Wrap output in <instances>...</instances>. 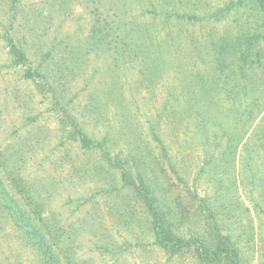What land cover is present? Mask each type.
<instances>
[{
    "label": "rangeland",
    "instance_id": "obj_1",
    "mask_svg": "<svg viewBox=\"0 0 264 264\" xmlns=\"http://www.w3.org/2000/svg\"><path fill=\"white\" fill-rule=\"evenodd\" d=\"M150 1L124 23L173 7L193 13L180 29L174 16L158 21L152 55L139 58L116 35L97 47L92 0H0V264H230L201 258L218 246L239 264H264V152L246 147L253 130L236 150L190 138L191 122L174 126L190 98L180 70L188 87L191 71L215 73L213 51H202L203 66L198 51L184 58L186 47L239 34L249 12L237 0ZM173 41L180 57L159 52ZM13 45L27 61H15ZM153 210L196 245L157 244Z\"/></svg>",
    "mask_w": 264,
    "mask_h": 264
},
{
    "label": "trees",
    "instance_id": "obj_2",
    "mask_svg": "<svg viewBox=\"0 0 264 264\" xmlns=\"http://www.w3.org/2000/svg\"><path fill=\"white\" fill-rule=\"evenodd\" d=\"M144 1L111 0L109 3L108 0H92L93 5L90 11L95 20L91 36L99 49L104 43L108 46L109 37L116 35L115 38L122 46L120 47L122 52L124 50V53H136L139 58L144 54V57L150 58L154 28L158 21H169L174 16L175 24L180 29L191 20L188 14L193 12L186 11V9L180 11L173 7L172 10H160L157 13L158 16L144 15V12L143 15L135 14L137 17L132 16L128 23H124V18L133 12L130 11L132 7L143 4ZM237 1L235 7H243L246 9L244 13L249 12L238 19L242 22L239 24L242 25L238 30L239 34L230 28L224 31L215 46L203 43L192 45V49L186 47V53H183L184 58H188L193 55V52L198 51L194 56L198 60L196 63L200 65L205 63L204 59L200 57L203 54L202 51H213L217 55H214L216 57L215 73L208 75L201 68L191 71L194 86L188 87V77L185 74L189 73V69L180 70L177 76H180V82L184 85L185 93L190 98L184 105L179 122L174 126L181 128L186 121L191 122L193 128L191 130L189 127V132L192 133L190 138L204 140L205 137L214 136V139L225 141L221 144L225 149L231 148L229 147L230 143L234 142L232 148L236 150L249 131L253 130L252 136L246 140V147L256 146V149L264 152V46L261 45V42L264 41V0ZM189 3L198 5L200 1L189 0ZM153 4L154 0L150 1L151 7ZM122 38L124 40L130 38V41L124 44ZM9 44H12L11 41ZM161 46L166 51L160 49V53L166 52L170 56L180 57L177 54H181V51L175 48L174 41L172 43L163 42ZM11 53L16 62L27 61L28 55L19 45H13ZM68 53L70 64H73L75 51L70 48ZM179 62H176V68H179ZM34 76L33 70L26 73L27 78ZM190 90L193 92L191 93ZM83 140L86 141V137H83ZM207 144L209 145V143ZM202 146H204L203 143ZM211 147L218 148L219 144L213 141ZM1 158L2 156H0L2 165ZM124 179L127 180L126 184L142 191V188L127 179L126 175H124ZM143 191L148 199L150 189L145 186ZM153 214L156 243L162 248L178 253L187 247L196 245V241L174 234L157 210H153ZM197 242L200 243V246L203 245L202 240ZM204 253L201 258L206 263L220 261L224 257L229 259L230 264H239L236 253L227 247L218 246L211 253L208 251Z\"/></svg>",
    "mask_w": 264,
    "mask_h": 264
}]
</instances>
